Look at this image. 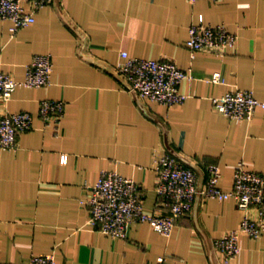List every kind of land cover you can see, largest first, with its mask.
Masks as SVG:
<instances>
[{
    "label": "crops",
    "instance_id": "obj_1",
    "mask_svg": "<svg viewBox=\"0 0 264 264\" xmlns=\"http://www.w3.org/2000/svg\"><path fill=\"white\" fill-rule=\"evenodd\" d=\"M192 24L226 26L235 47L192 56ZM11 25L0 19V71L23 81L35 54H49L53 71L48 86H19L0 100V115L33 116L17 148L0 149V264L50 254L55 264H225L213 242L241 220L233 199L197 198L168 237L136 222L117 239L88 225L81 200L101 172L115 171L138 184L146 212L165 213L153 155L166 150L196 171L199 185L212 164L224 191L239 163L264 174V109L238 121L213 105L235 89L264 100V0H55L14 36ZM122 51L189 70L192 80L179 86L185 102L166 107L130 93L118 69ZM214 72L223 84L206 82ZM44 99L65 102L58 126L39 118ZM238 242L228 264H264V232Z\"/></svg>",
    "mask_w": 264,
    "mask_h": 264
},
{
    "label": "built area",
    "instance_id": "obj_2",
    "mask_svg": "<svg viewBox=\"0 0 264 264\" xmlns=\"http://www.w3.org/2000/svg\"><path fill=\"white\" fill-rule=\"evenodd\" d=\"M55 0H0V19L11 22L10 34L35 22L39 10ZM194 4L198 0H188ZM217 1V0H211ZM236 45V36L226 26L192 24L188 29L186 48L192 56L196 52H220L231 50ZM123 61L118 69L124 75L128 90L134 96L156 102L166 107L180 105L188 95L179 91L182 82L192 80L189 70L178 67L170 60H154L120 53ZM53 71L49 54H35L26 68L23 81L0 71V100L8 101L19 86L43 88L49 85ZM206 82L223 84L220 72H214ZM214 108L230 119L250 120L257 109H264V100L256 99L248 90L235 89L213 99ZM65 114V102L41 100L39 118L46 124L58 126ZM30 112L0 115V149L12 151L17 148L20 134L32 128ZM154 170L157 177L158 204L165 213H149L144 210V201L138 184L115 171H103L98 180L85 186L87 195L81 202L89 210L88 225L110 237L125 238L131 224L148 223L160 235L170 236L176 221L189 214L197 198L226 201L233 199L242 213L235 229L225 232L213 244L223 256L225 264L239 253V237L245 235L257 239L264 232V174L248 170L242 163L235 166L232 186L229 191L220 188L221 172L217 165L206 168L207 179L203 185L197 181L195 170L186 167L172 153L163 151L154 154ZM160 257L157 264H163ZM28 264H55L50 255L32 256ZM132 264V263H123Z\"/></svg>",
    "mask_w": 264,
    "mask_h": 264
}]
</instances>
